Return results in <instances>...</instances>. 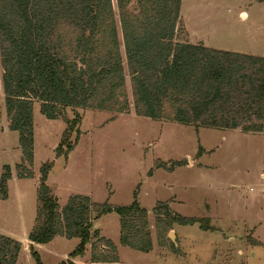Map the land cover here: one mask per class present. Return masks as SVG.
<instances>
[{"label": "trees", "instance_id": "trees-1", "mask_svg": "<svg viewBox=\"0 0 264 264\" xmlns=\"http://www.w3.org/2000/svg\"><path fill=\"white\" fill-rule=\"evenodd\" d=\"M181 5L182 0H0L1 81L9 130L18 132L22 150L17 177H33L35 101L48 119L66 107L128 112L125 65L138 115L197 128L264 130V57L180 40ZM80 122L76 113L55 149L57 158L67 160L78 144ZM53 166L46 161L40 168L37 219L28 235L36 264L43 263L35 245L58 236L79 239L71 259L60 264H74L88 244L92 263L119 264L115 243L93 231L94 222L112 212L120 217L122 245L144 253L153 249L149 212L137 191L126 206L96 203L83 194L61 206L48 184ZM11 178L6 164L1 200L9 197ZM153 213L160 240L173 224L210 228L174 212L168 202H158ZM21 248L19 240L0 233V264H17Z\"/></svg>", "mask_w": 264, "mask_h": 264}, {"label": "rangeland", "instance_id": "rangeland-1", "mask_svg": "<svg viewBox=\"0 0 264 264\" xmlns=\"http://www.w3.org/2000/svg\"><path fill=\"white\" fill-rule=\"evenodd\" d=\"M116 14L118 20L117 9ZM181 28L182 41L264 56V2L182 0ZM125 71L128 112L66 107L57 119H48L35 101L33 177L19 178L22 150L18 132L9 130L0 67V176L4 165L12 168L9 197L0 199V233L22 243L17 264H36L28 235L36 224L40 168L46 161H54L48 184L61 206L74 194L126 206L138 192L149 212V253L120 243L115 212L94 222L93 231L115 243L119 264H264V130L197 128L138 115L127 65ZM76 113L81 116L78 144L67 160L57 158L55 149ZM158 202L210 228L173 224L160 240L153 213ZM78 243L58 236L35 248L43 264H60L71 259ZM91 251L88 244L74 264H94Z\"/></svg>", "mask_w": 264, "mask_h": 264}, {"label": "crops", "instance_id": "crops-1", "mask_svg": "<svg viewBox=\"0 0 264 264\" xmlns=\"http://www.w3.org/2000/svg\"><path fill=\"white\" fill-rule=\"evenodd\" d=\"M181 7H182V5H181ZM180 16H181V13H180ZM191 43V42H190ZM192 44H196V45H199V44H203V43H192ZM204 46H206V47H209V48H214V47H211V46H208V45H206V44H203ZM214 49H217V50H223V51H231V52H239V51H234V50H224V49H221V48H214ZM239 53H244V52H239ZM245 54H247V53H245ZM251 55H253V54H251ZM257 56H259V55H257ZM264 57V56H263ZM264 194V192H262V195Z\"/></svg>", "mask_w": 264, "mask_h": 264}, {"label": "water", "instance_id": "water-1", "mask_svg": "<svg viewBox=\"0 0 264 264\" xmlns=\"http://www.w3.org/2000/svg\"><path fill=\"white\" fill-rule=\"evenodd\" d=\"M171 235H173V232H171Z\"/></svg>", "mask_w": 264, "mask_h": 264}]
</instances>
